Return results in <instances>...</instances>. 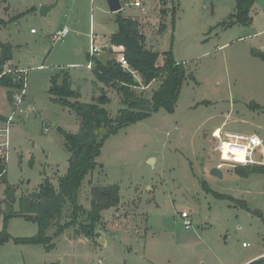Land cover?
I'll return each instance as SVG.
<instances>
[{"label":"rangeland","instance_id":"obj_1","mask_svg":"<svg viewBox=\"0 0 264 264\" xmlns=\"http://www.w3.org/2000/svg\"><path fill=\"white\" fill-rule=\"evenodd\" d=\"M120 1L121 15L142 23L146 47L171 52L194 80L182 85L173 112L159 109L103 141L78 203L88 211L97 185H118L120 199L101 212L94 238L74 226L53 237L50 249L29 242L37 224L21 216L4 219L0 182V233L9 236L0 246V264H242L264 252V170L242 177L236 165L225 164L221 178L211 175L220 163L211 132L223 124L224 131L254 133L264 142V0L254 3L250 25L232 27L222 23L235 0H164L163 6L159 0ZM6 5L0 40L12 46L14 62L27 70L22 113L13 115L7 140L6 120L0 121V158L6 183L16 189L17 211L21 196L36 192L46 177L56 186L67 170L68 153L56 127L79 129L75 114L50 100L51 77L68 74L84 104L104 91L112 119L122 107L121 95L86 68L91 40L101 47L95 58L102 63L113 58L102 44L117 31L118 13L109 11L106 0H7ZM64 23L67 38L51 44L48 35ZM158 84L136 94L149 99ZM0 113H11L3 89ZM84 212L78 222L85 221ZM181 212L190 215L189 230Z\"/></svg>","mask_w":264,"mask_h":264},{"label":"trees","instance_id":"obj_2","mask_svg":"<svg viewBox=\"0 0 264 264\" xmlns=\"http://www.w3.org/2000/svg\"><path fill=\"white\" fill-rule=\"evenodd\" d=\"M256 0H235L232 13L222 23L223 27L234 25L248 26L252 22L251 9ZM161 6L164 0H159ZM7 0H0V31L6 25L2 12L8 10ZM163 17L165 10L160 11ZM17 18V17H16ZM15 18V19H16ZM117 31L109 36V43L122 46L124 56L130 69L135 73L121 68L114 60L109 59L105 63L92 57L91 73L95 80L112 88L121 95V108L114 119L109 116L105 106L109 103L106 93L93 99L90 104L78 101L79 93L71 89L68 74H58L50 79L48 94L50 100L72 111L79 122L76 133L66 132L56 127L63 137V147L68 153L67 170L57 179L55 186L49 178H44L38 190L28 195L21 196L16 204V189L6 183L5 163L0 158V182L5 184L4 203L6 204L5 217L21 216L37 224V234L28 240L33 243H45L48 249L53 237L59 236L65 229L78 226L77 233L88 238H94L96 226L101 221V212L115 208L120 199L119 186L116 184L93 186L90 192L89 210L84 212L78 203V191L85 178L95 169L100 147L110 134L121 127L141 121L151 113L159 109L173 112L179 97L180 89L187 79H193L192 75L186 74L183 64H177L171 52L160 54L146 47L145 36L140 32L137 21L123 17L118 12L116 17ZM165 26L160 23V31ZM13 48L9 43L0 40V73L4 66L13 58ZM253 54H256L252 51ZM159 84L153 90L149 99L136 94V90L145 89L153 82ZM0 87L6 89V99L10 105L13 103L16 90L19 88L10 74L0 77ZM6 118L0 116V121ZM263 166H237L235 172L242 177L250 174L262 173ZM202 186L209 190L206 183ZM224 197V195H218ZM231 199V198H230ZM1 212V210H0ZM85 214V221L78 222L81 213ZM66 213V217H64ZM49 229L53 230V236L47 235ZM9 239L3 231L0 233V246ZM249 264H264V256Z\"/></svg>","mask_w":264,"mask_h":264},{"label":"built area","instance_id":"obj_3","mask_svg":"<svg viewBox=\"0 0 264 264\" xmlns=\"http://www.w3.org/2000/svg\"><path fill=\"white\" fill-rule=\"evenodd\" d=\"M135 7L141 8V4L138 1L134 3ZM34 33V30H31ZM69 34L67 27H61L54 30L48 35V40L51 44L64 42ZM94 41H90L89 57H96L99 55L101 48L94 46ZM103 48L108 49L113 54V59L121 66L122 69L130 72L135 77V73L130 69L127 60L124 56V49L122 46H115L107 44ZM87 69L92 68V63L88 62ZM26 72L25 69H11L4 66L3 71L0 73V77L5 74H10L19 88L16 90V94L13 98L12 113L6 118L5 139L7 140L8 126L13 121V115L15 113L21 114L22 110L20 105L22 103V97L25 95L26 89ZM135 79H137L135 77ZM211 137L214 141V151L218 153L220 163L216 165L217 168L222 170L225 164H230L232 167L236 166H264V142L254 133L241 134L230 131H224L223 126L217 127L211 132ZM5 140V145H6ZM259 157V159H258ZM180 218L185 230H189L192 226L190 215L186 212L180 213Z\"/></svg>","mask_w":264,"mask_h":264},{"label":"crops","instance_id":"obj_4","mask_svg":"<svg viewBox=\"0 0 264 264\" xmlns=\"http://www.w3.org/2000/svg\"><path fill=\"white\" fill-rule=\"evenodd\" d=\"M254 6V5H253ZM253 20V19H252ZM137 21V20H136ZM138 22V24H139V29H140V32H141V25H142V23L140 22V21H137ZM61 27H67V25L64 23V24H62V26ZM61 27H58V28H61ZM68 28V27H67ZM31 31V30H30ZM142 33V32H141ZM31 34H35V32L34 33H32L31 32ZM111 34H113V33H111ZM110 34V35H111ZM143 34V33H142ZM110 35H107L106 37H105V40H106V42L105 43H103L102 44V48H103V46H106L107 44H110L109 43V36ZM144 35V34H143ZM145 36V35H144ZM145 39H146V37H145ZM94 44V43H93ZM95 46V45H94ZM96 47H98V46H96ZM98 48H101V47H98ZM14 58V57H13ZM12 58V60L10 61V62H8L5 66L6 67H8V68H11V69H23L22 67H21V63L20 62H18V63H15L14 62V59ZM113 59V58H112ZM3 89V91L5 92V95H6V89L5 88H2V87H0V90H2ZM23 103V102H22ZM9 104V103H8ZM9 109H11V113H12V108L10 107V104H9ZM22 110V109H21ZM11 113L9 114H2V113H0V116H2V117H4V118H6V116L7 115H11ZM14 120V119H13ZM223 126V124L220 126V127H222ZM223 128H225L224 126H223ZM243 246H244V244H243ZM264 256V252H262V253H260L259 255H255V256H253L252 258H250V259H248L247 261H245L244 263H242V264H249L250 262H252V261H254V260H256V259H258V258H260V257H263Z\"/></svg>","mask_w":264,"mask_h":264},{"label":"water","instance_id":"obj_5","mask_svg":"<svg viewBox=\"0 0 264 264\" xmlns=\"http://www.w3.org/2000/svg\"><path fill=\"white\" fill-rule=\"evenodd\" d=\"M107 1V5H108V8H109V11L112 12V13H118L121 11L122 9V4H121V1L120 0H106ZM49 8H42V12H45L47 11ZM86 62H90V57H89V54H86ZM55 126V124H54ZM210 173L211 175L217 177V178H221L222 177V171L217 168V167H213L211 168L210 170ZM100 233V232H98ZM102 234V233H100ZM103 236V235H102ZM103 238V237H102ZM103 241V240H102Z\"/></svg>","mask_w":264,"mask_h":264}]
</instances>
